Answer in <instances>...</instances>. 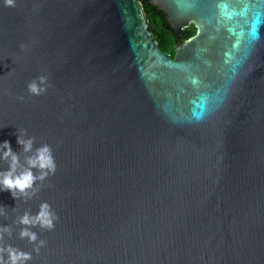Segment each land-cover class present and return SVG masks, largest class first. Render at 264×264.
I'll list each match as a JSON object with an SVG mask.
<instances>
[{
    "label": "water",
    "instance_id": "95a60500",
    "mask_svg": "<svg viewBox=\"0 0 264 264\" xmlns=\"http://www.w3.org/2000/svg\"><path fill=\"white\" fill-rule=\"evenodd\" d=\"M148 2L195 27L174 56L141 0H0V141L56 163L0 191L27 264H264V0ZM45 201L54 227L19 223Z\"/></svg>",
    "mask_w": 264,
    "mask_h": 264
},
{
    "label": "clouds",
    "instance_id": "9594fccd",
    "mask_svg": "<svg viewBox=\"0 0 264 264\" xmlns=\"http://www.w3.org/2000/svg\"><path fill=\"white\" fill-rule=\"evenodd\" d=\"M9 4L13 0H7ZM47 77L40 76L29 82L28 89L34 94H39L47 87ZM23 99V97H21ZM27 129H23L16 134V142L21 145L23 151L27 153L24 161L18 151L14 150L9 139L0 141V160H7L8 167L0 169V191H10L13 198L17 199L18 195L31 196L29 189H34L37 180H44L49 173H54L56 163L52 154L51 146L47 143L34 149L35 137L26 135ZM35 169H39V174L35 173ZM2 211V209H0ZM55 214L51 211L50 205L45 201L40 206V211L33 215L25 212L19 217V223L23 225H31L39 223L42 227H54ZM5 232H11L8 225L0 226V240L3 239ZM21 237H27L31 241H37L38 234L30 227H23L20 230ZM43 240L39 241V245H43ZM39 251V247L35 249ZM4 253H7L5 256ZM32 253L18 249L9 244L6 247L0 245V264H27L31 259Z\"/></svg>",
    "mask_w": 264,
    "mask_h": 264
},
{
    "label": "trees",
    "instance_id": "16d2710c",
    "mask_svg": "<svg viewBox=\"0 0 264 264\" xmlns=\"http://www.w3.org/2000/svg\"><path fill=\"white\" fill-rule=\"evenodd\" d=\"M143 10L148 23V29L157 39L159 48L168 52L171 56L174 55V45L178 40V32L165 19L163 10L153 4L147 3V1L143 2ZM193 30V28L183 29L180 33V38L185 39L192 34Z\"/></svg>",
    "mask_w": 264,
    "mask_h": 264
},
{
    "label": "flooded vegetation",
    "instance_id": "af4514ba",
    "mask_svg": "<svg viewBox=\"0 0 264 264\" xmlns=\"http://www.w3.org/2000/svg\"><path fill=\"white\" fill-rule=\"evenodd\" d=\"M142 2H144V1H147V3H149L148 2V0H141ZM149 4H151V3H149ZM158 7V6H157ZM164 17H165V14H164ZM172 27V26H171ZM173 28V27H172ZM190 29V28H193V29H195V27H194V25L191 23V24H189L188 26H185L183 29ZM181 33V32H180ZM180 33L178 32V40L175 42V45L177 44V43H179V42H182L183 40H185L186 38H188L190 35H192L193 33H194V30H193V32H192V34H190L189 36H187L185 39H181L180 38ZM174 45V46H175ZM171 56V55H170ZM172 56H174V55H172Z\"/></svg>",
    "mask_w": 264,
    "mask_h": 264
}]
</instances>
